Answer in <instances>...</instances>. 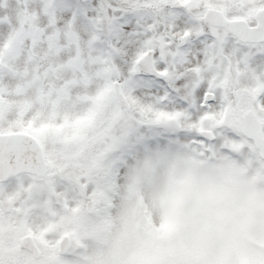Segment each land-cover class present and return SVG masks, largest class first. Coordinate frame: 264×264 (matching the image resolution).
Instances as JSON below:
<instances>
[{"label":"snow or ice","instance_id":"snow-or-ice-1","mask_svg":"<svg viewBox=\"0 0 264 264\" xmlns=\"http://www.w3.org/2000/svg\"><path fill=\"white\" fill-rule=\"evenodd\" d=\"M0 264H264V0H0Z\"/></svg>","mask_w":264,"mask_h":264}]
</instances>
